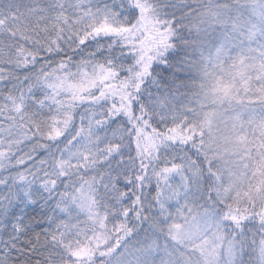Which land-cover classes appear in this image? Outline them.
<instances>
[{"label": "snow or ice", "instance_id": "obj_1", "mask_svg": "<svg viewBox=\"0 0 264 264\" xmlns=\"http://www.w3.org/2000/svg\"><path fill=\"white\" fill-rule=\"evenodd\" d=\"M211 7L0 0V264H264V3Z\"/></svg>", "mask_w": 264, "mask_h": 264}, {"label": "rangeland", "instance_id": "obj_2", "mask_svg": "<svg viewBox=\"0 0 264 264\" xmlns=\"http://www.w3.org/2000/svg\"><path fill=\"white\" fill-rule=\"evenodd\" d=\"M262 3H264V0H262ZM261 3V4H262ZM257 5H260L257 0H250L248 1L245 6L248 7V9L251 11L255 9V17L256 19L250 20L249 21V26L246 27V31H251V32H258V26L256 28L250 27L251 25L257 24V21L260 17V11L259 8H256ZM226 12H223V15ZM212 13L210 14V16ZM212 17V16H211ZM247 21L249 20L248 16L246 17ZM243 21V20H242ZM240 21V23L244 24V22ZM229 24H234L233 22H228ZM245 47H248L247 44V37L245 36ZM252 48H257L256 44L251 45ZM259 53V49L257 48V54ZM258 63V61H257ZM245 100L247 98L245 97ZM234 115V113H231ZM243 118L247 119V114H243ZM169 184H174V185H180L182 183V176L181 175H176L172 180L168 181ZM172 203V210L175 211L177 205L175 201H171ZM181 204L184 203L183 200L180 202ZM158 228L162 229V231H165L166 237L168 241L171 242L169 245V248L171 249L172 247H175L179 249L180 251H185L187 250L188 252H195L196 255L193 256V259H196L197 256L201 258V264H208L210 258H214L216 255L215 249L219 248V242L215 246L211 244V238L210 237H204L200 236L199 239H193L186 229L185 223L183 219H177V220H171L168 223H165L163 217L160 218ZM141 236H138L135 238L134 244L142 239L145 234H140ZM155 237H157L155 234H153ZM159 243L161 246L164 245V242L159 240ZM130 245H132V242H130ZM202 252H206L207 255H201ZM163 255L162 252L157 251L155 254V259L159 260L160 256Z\"/></svg>", "mask_w": 264, "mask_h": 264}, {"label": "trees", "instance_id": "obj_3", "mask_svg": "<svg viewBox=\"0 0 264 264\" xmlns=\"http://www.w3.org/2000/svg\"><path fill=\"white\" fill-rule=\"evenodd\" d=\"M250 1V0H188L189 3H192L194 6L197 4V3H200V2H203L205 4H210L212 5L211 8H206L204 9V14L207 16H210V14L212 13V17H215L217 16L218 14H223V12H226L224 15L226 16L227 15V9H228V6L229 5H240V6H245V4ZM259 4L262 3V0H257ZM233 14L236 16V17H239L240 13L238 11H236L235 9H233ZM247 17V14H245L244 16V21H247L246 19ZM228 22H233L235 23V20H230ZM242 24V23H241ZM243 25V24H242ZM247 98V97H246ZM187 151V149L185 150ZM193 159H195V153H193ZM163 182V181H162ZM155 183V181H154ZM158 228V226H157ZM149 230L151 231V229L149 228V225L147 223L145 224H142L138 230V232L133 235L132 237L129 238V240L127 241L128 244H130V242H132V244H134L135 242V238H137L138 236H141L140 234H145V230ZM155 234L159 240H161L162 242H164V244L167 242V244H171L170 241H168L167 237H166V234H165V231H160V228H158V230L153 233Z\"/></svg>", "mask_w": 264, "mask_h": 264}]
</instances>
